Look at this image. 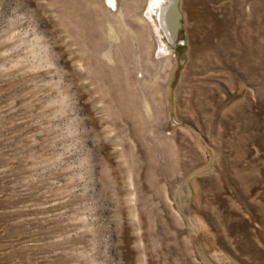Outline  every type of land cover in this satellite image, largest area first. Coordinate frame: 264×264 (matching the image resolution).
Returning <instances> with one entry per match:
<instances>
[{
	"label": "rangeland",
	"instance_id": "obj_1",
	"mask_svg": "<svg viewBox=\"0 0 264 264\" xmlns=\"http://www.w3.org/2000/svg\"><path fill=\"white\" fill-rule=\"evenodd\" d=\"M152 1L0 0V264H264V0Z\"/></svg>",
	"mask_w": 264,
	"mask_h": 264
},
{
	"label": "water",
	"instance_id": "obj_2",
	"mask_svg": "<svg viewBox=\"0 0 264 264\" xmlns=\"http://www.w3.org/2000/svg\"><path fill=\"white\" fill-rule=\"evenodd\" d=\"M152 12L157 28L169 44L182 43L178 39L181 28V14L178 0H153Z\"/></svg>",
	"mask_w": 264,
	"mask_h": 264
},
{
	"label": "bare ground",
	"instance_id": "obj_3",
	"mask_svg": "<svg viewBox=\"0 0 264 264\" xmlns=\"http://www.w3.org/2000/svg\"><path fill=\"white\" fill-rule=\"evenodd\" d=\"M112 1L113 0H111V2H110V0H108V2L109 3H111L112 4ZM159 53L161 54V55H165V54H167V48H166V46H164L162 43L159 45Z\"/></svg>",
	"mask_w": 264,
	"mask_h": 264
},
{
	"label": "snow or ice",
	"instance_id": "obj_4",
	"mask_svg": "<svg viewBox=\"0 0 264 264\" xmlns=\"http://www.w3.org/2000/svg\"><path fill=\"white\" fill-rule=\"evenodd\" d=\"M110 2H111V0H110Z\"/></svg>",
	"mask_w": 264,
	"mask_h": 264
}]
</instances>
